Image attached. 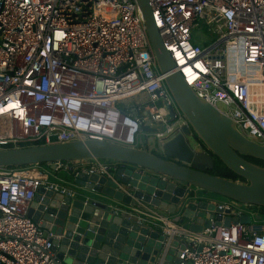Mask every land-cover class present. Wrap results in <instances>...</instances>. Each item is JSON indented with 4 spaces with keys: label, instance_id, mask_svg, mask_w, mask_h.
Wrapping results in <instances>:
<instances>
[{
    "label": "built area",
    "instance_id": "obj_1",
    "mask_svg": "<svg viewBox=\"0 0 264 264\" xmlns=\"http://www.w3.org/2000/svg\"><path fill=\"white\" fill-rule=\"evenodd\" d=\"M150 2L189 86L264 145V0ZM203 28L217 36L208 45L194 39ZM185 125L135 0H0V150L89 139L140 148L143 136L162 147ZM145 126L152 132L144 134ZM89 161L86 168L84 161L0 167V264H62L55 235L29 211L41 187L79 196L60 174L77 186L82 171L112 179L119 168ZM215 204L222 225L215 216L202 232L142 202L112 210L158 228L167 246L177 242L181 264H264L263 214L232 201ZM227 210L252 221L225 227Z\"/></svg>",
    "mask_w": 264,
    "mask_h": 264
},
{
    "label": "water",
    "instance_id": "obj_2",
    "mask_svg": "<svg viewBox=\"0 0 264 264\" xmlns=\"http://www.w3.org/2000/svg\"><path fill=\"white\" fill-rule=\"evenodd\" d=\"M135 1L158 67L187 125L161 148L154 138L146 141L143 136L140 148L89 139L0 150V167L89 160L119 164L112 179L80 172L75 183L84 192L76 198L38 189L29 217L55 235L53 250L62 264H181L183 247L177 242L167 246L166 237L150 224L115 214L116 204H149L193 232L210 228L215 216V225H222V216L216 215L222 210L213 195L264 210V167L248 160L264 162V145L247 139L230 117L197 96L164 46L150 0ZM143 132L152 129L145 126ZM216 162L243 181L213 174ZM119 184L130 195L119 190ZM226 213L225 227L252 221ZM261 229L254 226L255 231Z\"/></svg>",
    "mask_w": 264,
    "mask_h": 264
},
{
    "label": "rangeland",
    "instance_id": "obj_3",
    "mask_svg": "<svg viewBox=\"0 0 264 264\" xmlns=\"http://www.w3.org/2000/svg\"><path fill=\"white\" fill-rule=\"evenodd\" d=\"M217 38L216 35H212L211 33L208 32L207 28H203V29H197L194 33V39H195V42L197 44H200V45H208L210 44L212 41H214L215 39ZM195 42L193 41V43L195 44ZM220 107L225 110V107L221 106ZM146 138V137H145ZM144 138V139H145ZM159 148L160 147V144H159ZM224 173L227 172L226 169L223 170ZM238 182H242V181H238ZM213 199L215 201H223V202H226V201H231V200H228L226 198H223V197H219V196H216V195H213ZM233 202V205H235L236 207H239V208H245V206L243 205H240L234 201ZM258 223H264V214H263V220L261 221H257Z\"/></svg>",
    "mask_w": 264,
    "mask_h": 264
},
{
    "label": "trees",
    "instance_id": "obj_4",
    "mask_svg": "<svg viewBox=\"0 0 264 264\" xmlns=\"http://www.w3.org/2000/svg\"><path fill=\"white\" fill-rule=\"evenodd\" d=\"M248 160L264 167V162L261 160H256V159H251L249 158ZM45 165V164H44ZM226 169L227 172L224 173L223 170ZM213 174L229 179V180H233V181H240L242 180L239 176H237L236 174H234L233 172H231L229 169H227L226 167H224L220 162H218V165L215 167ZM256 208V207H255Z\"/></svg>",
    "mask_w": 264,
    "mask_h": 264
},
{
    "label": "crops",
    "instance_id": "obj_5",
    "mask_svg": "<svg viewBox=\"0 0 264 264\" xmlns=\"http://www.w3.org/2000/svg\"><path fill=\"white\" fill-rule=\"evenodd\" d=\"M108 162H111V161H108ZM89 163H91V161H84V164H82V165H84L83 168H86V167L89 165ZM111 163L114 164V163H116V162H111ZM58 177H59V178H63V179L65 180V182H66V185L75 188L78 192H81V191L84 192L83 189H80V187H77V186L74 185V182H73V179H72L71 176H67L66 174H60V175H58ZM51 180H54V178L52 177ZM75 184H76V183H75ZM217 202H220V201H217ZM160 213L169 216V215L166 214V213H163V212H160Z\"/></svg>",
    "mask_w": 264,
    "mask_h": 264
},
{
    "label": "flooded vegetation",
    "instance_id": "obj_6",
    "mask_svg": "<svg viewBox=\"0 0 264 264\" xmlns=\"http://www.w3.org/2000/svg\"><path fill=\"white\" fill-rule=\"evenodd\" d=\"M217 165H218V162H216L215 167H216ZM214 169H215V168H214ZM211 172L213 173L214 170H212ZM240 181H243V180H240ZM254 209H255L256 211H259L261 214H264V210H262L261 208H257V207L255 208V207H254Z\"/></svg>",
    "mask_w": 264,
    "mask_h": 264
}]
</instances>
